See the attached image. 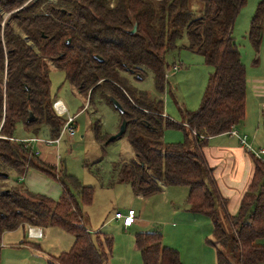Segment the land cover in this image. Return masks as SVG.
Wrapping results in <instances>:
<instances>
[{"label": "trees", "instance_id": "16d2710c", "mask_svg": "<svg viewBox=\"0 0 264 264\" xmlns=\"http://www.w3.org/2000/svg\"><path fill=\"white\" fill-rule=\"evenodd\" d=\"M189 2L0 0V242L5 233L19 228L55 227L72 235L73 243L68 251L47 256V264H106L111 256L113 238L96 233L94 242L83 223V208L92 204L93 188L63 168L42 162L13 138L18 124L34 135L46 125L49 136L58 137L63 119L54 112L49 92L52 66L63 71L80 94H89V103L101 95L107 105L112 106V98L124 109L120 123L126 120L124 135L134 159L113 165L116 182L142 198L169 186L186 187L188 211L212 223L215 264L264 262V244L259 243L264 241V162L249 154L253 175L237 213L229 216L227 200L203 155L209 138L227 134L245 117L246 71L231 30L246 0H196L202 7L200 17L190 11ZM263 21L261 0L248 32L255 49ZM183 33L189 48L213 72L199 108L185 111L183 122L177 123L164 117L162 101L138 90L132 81H142L146 68L156 91L163 92L166 54L176 49ZM166 129L182 131L184 140L163 142ZM27 170L55 180L62 189L60 197L53 200L19 185H4L9 172L20 177ZM161 240L159 232L134 235L142 264H182L179 252L164 247Z\"/></svg>", "mask_w": 264, "mask_h": 264}, {"label": "rangeland", "instance_id": "374dc122", "mask_svg": "<svg viewBox=\"0 0 264 264\" xmlns=\"http://www.w3.org/2000/svg\"><path fill=\"white\" fill-rule=\"evenodd\" d=\"M260 1L246 0L231 30V37L237 45L246 71V115L239 131L236 130L240 134L238 141L240 142L243 137L247 138V145L252 151L257 152L264 151V114L261 112L264 107V21L258 49L252 46L248 32L250 21ZM189 9L196 17L201 16L202 7L196 0H190ZM165 60L168 69L164 74L163 92L156 91L152 73L146 68H143V80L132 81V84L138 90L147 92L152 98L162 101L164 117L182 123L185 111L193 112L199 108L213 68L205 64L201 55L189 48V40L185 33L177 41L176 49L167 52ZM49 81L51 98L54 102L61 100L68 109V114L74 116L75 133L72 137L63 133L59 145L52 147L54 153L51 159L44 157L39 160L46 161L44 163L48 160L57 169L63 168L82 185L94 189L93 202L89 207L83 208V211L89 218L94 242H96L94 237L96 233L113 238L112 257L108 264H142L140 253L134 249L135 225L127 231H122L121 220H115V213L125 214L129 209L134 210L137 218L139 217L142 222L144 220L145 230L142 232L161 234L166 229L164 243L166 240L169 244L170 242L177 244L184 254L188 253L194 257L196 264H215V248L210 243L214 240L210 219L196 215L194 222L181 225L178 218L173 216L171 203L179 208L186 206L185 200L188 194L186 187L167 188L163 193L143 202V198H136L131 194L128 185L112 184V163L134 159L133 149L125 135L107 144L104 141L119 130L121 124L119 112L107 105L101 99V95L95 96L89 103V94H80L66 80L65 73L52 66H49ZM61 118L65 120V117ZM245 124L247 128L240 131ZM97 127L99 135L104 139H96V136L99 137ZM259 130L260 133L257 135ZM30 136L43 141L52 139L46 125L41 126L37 135L27 131L20 124L15 127L14 139L22 141ZM225 139L227 137H224ZM183 140L184 135L180 130L166 129L163 132L162 141L167 144L179 143ZM32 145L34 153L38 150V146L36 143H31L30 146ZM262 159L264 160V156ZM21 181V177L18 178L15 173L9 172V177L3 183L7 187L14 185L23 187ZM179 191H182V194H179L181 193ZM221 224L224 230L231 231L230 226L223 219ZM29 228L25 229L27 234L17 229L18 234L16 231L3 236L0 242V264H47L48 254L57 256L68 251L72 246L73 236L59 228L49 227L45 230L43 238H30ZM28 242L35 248L21 244ZM259 243L264 244V241Z\"/></svg>", "mask_w": 264, "mask_h": 264}, {"label": "crops", "instance_id": "0c3cea01", "mask_svg": "<svg viewBox=\"0 0 264 264\" xmlns=\"http://www.w3.org/2000/svg\"><path fill=\"white\" fill-rule=\"evenodd\" d=\"M59 101H61V100H59ZM61 103L64 105V103L62 101H61ZM65 108H66V106H65ZM263 108L264 107H262L261 112L264 114ZM258 111H259V109H258ZM67 112H68V109H67ZM245 115H246V113H245ZM72 117H74V116H72ZM167 118H169V117H167ZM244 120H245V117L237 126H235L234 130L239 131V127L244 123ZM245 128H247L246 124L243 126V128L240 131H242V130L244 131ZM259 133H260V130L256 134L258 135ZM237 134L240 137V134L238 132H237ZM229 136H230L229 134L225 133V134H221V135L209 138L207 146L205 148H203V155H204V158H205L208 166L212 168V175H213V178L215 180V183H216V186L218 188L220 195L224 199L227 200L226 211L229 214V216H233L237 213L240 201H241L244 193L246 192L248 185L250 184V181H251V178L253 175V161H252L249 153L246 152L247 150H246L245 146H243V144H240V142L238 141V138H236V137H235L236 139L230 138ZM224 137H227V139L224 140ZM33 138H35V137L30 136L29 138L23 139L22 141H28V140L33 139ZM100 138L104 139V138H102V136H100ZM36 139L38 140L37 142H35L37 144L36 146H38V150H35L37 152L36 157H38L39 159H43L44 157H48V160L51 159V155H53V153H54V150L52 149V147H53V145L58 146L60 141L58 144L47 145L44 143L43 140H40L38 138H36ZM96 139L98 140L99 138L96 136ZM162 139H163V137H162ZM245 141L247 144V138L245 139ZM30 144L31 143H27V147H28V149L33 150L32 149L33 145L30 146ZM48 160H47V163L51 164V162H48ZM44 162H46V161H44ZM119 162H121V161H119ZM119 162H116V163H119ZM116 163H112V168H113V165ZM51 165L55 166L54 164H51ZM20 177L22 180L21 182H22L23 187H25L29 192H31L33 194L44 195V196L49 197L53 200H57L61 195V192H62L61 186L55 180H52V179H49L43 175H40L35 171L27 170L25 172V174L20 176ZM18 180H20V179H18ZM111 181H112V184L114 183V185L116 183H118L114 179V175H113ZM170 187H173V186H169L167 188H170ZM167 188H165L161 193H163ZM130 190H131V188H130ZM131 192H132V190H131ZM179 192H181L179 194H182V191H179ZM161 193H159V194H161ZM131 194L134 195L133 192ZM93 195H94V189H93ZM157 195H155V196H157ZM135 197L136 198H142V197H138V196H135ZM152 197H154V196H152ZM152 197H148V198H152ZM148 198H143V202ZM185 202H186V200H185ZM171 207H172V211L174 212L173 213L174 218H178V220L181 222V225L182 224L184 225V223H186V222H194L195 221L196 215L192 214L188 211L187 204L183 208H179L174 203H171ZM135 216H136V213H135ZM199 216H201V215H199ZM115 220H119V219L115 218ZM136 220L137 221L134 224H132L130 227H128L127 229H125L123 227V224H121L122 225V228H121L122 231H127L133 225H135V228L133 230L135 232V234L145 230V229H143V226L145 224L144 220L142 222V220H140L139 217L137 218V216H136ZM83 223L91 232L90 221H89V218H88L86 212L84 213ZM174 226L175 225H173V227ZM30 228H34L38 231H41V237L42 238L44 237L43 235H44L45 230L48 229V228L42 229V228H38V227H30ZM18 230L21 231L23 234H25V233L27 234V232L22 228H19ZM18 230H15L14 232L17 231L16 234H18ZM9 233H13V232H7L3 236H5L6 234H9ZM165 233H166V229H164L161 232V234H162L161 235L162 245L164 247L176 249L178 252H180L179 255H180V260H181L182 264H196V260L194 259V257L189 255L188 253L184 254V251L182 250V248L180 246H178L177 244H175L173 242H170L171 244H169V242H166V240L164 243ZM28 236L30 238H41L38 235H35L36 237H31L28 234ZM24 241H27V240H24ZM22 245H29L32 249L35 248V246L30 244L29 242L24 243ZM36 248L39 249V247H36ZM134 249L137 250L135 245H134ZM47 256H49V254ZM111 257H112V254H111V256L108 259L106 264H108ZM215 262H216V251H215Z\"/></svg>", "mask_w": 264, "mask_h": 264}, {"label": "built area", "instance_id": "2783aa9c", "mask_svg": "<svg viewBox=\"0 0 264 264\" xmlns=\"http://www.w3.org/2000/svg\"><path fill=\"white\" fill-rule=\"evenodd\" d=\"M53 109L54 112L58 115V116H62L65 117V120L63 121V126L61 128V131L58 135L57 138L51 139V140H47L44 141L45 144L47 145H51V144H58L60 141V137L62 135V133H67L68 136H73L75 133V123H74V117L70 116L67 112V109L65 108V106L61 103V101L57 100L53 103ZM264 111V108H263ZM227 134H229L232 137H236L239 140V136L236 132V130L232 129L231 131H229ZM38 140L36 138L30 139L28 141H21L24 145L25 148L27 147V143H35ZM241 144L245 145V148L247 150V152L249 154H251L254 158L262 160L264 162V160L262 159V157L264 156V151H252V149L246 144L245 141V137L242 138V140L240 141ZM37 152H34V155L36 156ZM115 218L119 219L122 221L123 227L126 229L128 227H130L132 224L135 223V212L132 209L127 210V212L125 214H121V213H115ZM33 231H36L35 233L32 234ZM28 234L31 237H36L35 235H38L39 237H41V231H38L36 229L30 228Z\"/></svg>", "mask_w": 264, "mask_h": 264}, {"label": "water", "instance_id": "95a60500", "mask_svg": "<svg viewBox=\"0 0 264 264\" xmlns=\"http://www.w3.org/2000/svg\"><path fill=\"white\" fill-rule=\"evenodd\" d=\"M135 31V28L131 31V33H134ZM69 42V40H67V43ZM99 61H101V59H98ZM110 102L112 104V106L119 112V114H123L124 113V109L122 108V106L115 100V99H110ZM126 128H127V123H126V120H122L121 121V124L119 126V130L117 131V133L111 137H109V139L106 141V143L108 142H112V141H115L116 139L120 138L121 136L124 135L125 131H126ZM4 178L7 177L6 174L3 175Z\"/></svg>", "mask_w": 264, "mask_h": 264}, {"label": "bare ground", "instance_id": "6f19581e", "mask_svg": "<svg viewBox=\"0 0 264 264\" xmlns=\"http://www.w3.org/2000/svg\"><path fill=\"white\" fill-rule=\"evenodd\" d=\"M35 232H36V231H33L32 234L35 233Z\"/></svg>", "mask_w": 264, "mask_h": 264}]
</instances>
